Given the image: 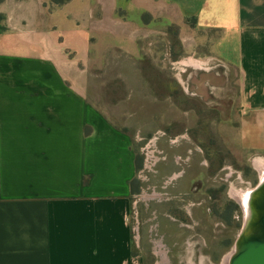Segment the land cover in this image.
<instances>
[{"label":"crops","instance_id":"obj_1","mask_svg":"<svg viewBox=\"0 0 264 264\" xmlns=\"http://www.w3.org/2000/svg\"><path fill=\"white\" fill-rule=\"evenodd\" d=\"M47 3L0 0V264H151L155 256L169 264L178 243L159 244L151 227L178 242L179 220L139 222L132 136L86 105V73L102 68L112 50L137 58L138 43L168 27L184 35L185 50L201 32L202 56L233 72L230 87L213 79L215 107L240 109L221 117L219 130L245 153L264 155V0ZM26 10L41 17L29 31L16 23ZM84 26L108 36L99 56L83 41ZM118 30L131 34L129 46L111 43Z\"/></svg>","mask_w":264,"mask_h":264},{"label":"rangeland","instance_id":"obj_2","mask_svg":"<svg viewBox=\"0 0 264 264\" xmlns=\"http://www.w3.org/2000/svg\"><path fill=\"white\" fill-rule=\"evenodd\" d=\"M61 3L48 0L47 6ZM40 18L26 10L16 23L29 31ZM82 20L88 27V17ZM85 26L80 33L83 41L93 56H99L108 36ZM183 36L173 26L153 34L138 43L137 58L110 51L102 68L86 73L85 103L132 136L138 167L131 202L138 209L139 222L148 218L152 223L161 217L179 220L178 242L165 227H157V223L151 227L159 244L169 247L178 243L169 247V264H222L245 221L231 191L253 189L259 184L254 162L264 155L245 153L235 136L219 130L221 117H234L240 109L215 107L217 101L213 100L219 96L213 79L221 83L219 89L230 87L234 83L225 79L233 72L202 56L205 49L201 41L205 38L201 32L195 34L196 43L190 42L192 47L187 50ZM110 39L111 43L129 46L131 34L118 30ZM230 97L229 105L234 101ZM247 140L249 147L251 134ZM134 213L131 225L136 228ZM163 234L166 236L161 242ZM136 240L134 230L133 249ZM154 250L165 256L163 250L157 251L155 246ZM157 261L164 264L161 256H155L151 264Z\"/></svg>","mask_w":264,"mask_h":264},{"label":"bare ground","instance_id":"obj_3","mask_svg":"<svg viewBox=\"0 0 264 264\" xmlns=\"http://www.w3.org/2000/svg\"><path fill=\"white\" fill-rule=\"evenodd\" d=\"M254 167L260 176L259 184L253 189L231 191V195L241 206L245 221L234 248L224 257L222 264H230L232 257L240 252L243 245L264 238V159H257Z\"/></svg>","mask_w":264,"mask_h":264},{"label":"water","instance_id":"obj_4","mask_svg":"<svg viewBox=\"0 0 264 264\" xmlns=\"http://www.w3.org/2000/svg\"><path fill=\"white\" fill-rule=\"evenodd\" d=\"M230 264H264V238L243 245L240 252L232 257Z\"/></svg>","mask_w":264,"mask_h":264},{"label":"trees","instance_id":"obj_5","mask_svg":"<svg viewBox=\"0 0 264 264\" xmlns=\"http://www.w3.org/2000/svg\"><path fill=\"white\" fill-rule=\"evenodd\" d=\"M65 1V0H62V2ZM135 166H136V169H137V161H135ZM85 183V180L83 181ZM133 185V184H132Z\"/></svg>","mask_w":264,"mask_h":264},{"label":"flooded vegetation","instance_id":"obj_6","mask_svg":"<svg viewBox=\"0 0 264 264\" xmlns=\"http://www.w3.org/2000/svg\"><path fill=\"white\" fill-rule=\"evenodd\" d=\"M184 172H182V175H183Z\"/></svg>","mask_w":264,"mask_h":264}]
</instances>
